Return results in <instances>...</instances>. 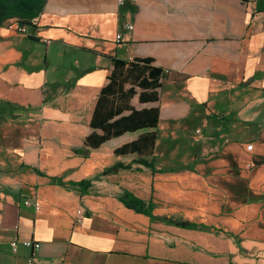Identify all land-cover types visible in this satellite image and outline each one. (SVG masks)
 Instances as JSON below:
<instances>
[{"label": "crops", "instance_id": "1", "mask_svg": "<svg viewBox=\"0 0 264 264\" xmlns=\"http://www.w3.org/2000/svg\"><path fill=\"white\" fill-rule=\"evenodd\" d=\"M122 1L0 0V264H264V0ZM112 57L165 76L149 157L83 146Z\"/></svg>", "mask_w": 264, "mask_h": 264}, {"label": "trees", "instance_id": "2", "mask_svg": "<svg viewBox=\"0 0 264 264\" xmlns=\"http://www.w3.org/2000/svg\"><path fill=\"white\" fill-rule=\"evenodd\" d=\"M110 60L112 68L107 83L98 93L89 124L92 131L84 138L83 146L87 150L96 149L110 139L141 131L135 140L121 145L113 153L115 156L136 155L141 159L149 157L156 148L159 109L150 107L136 110L131 100L137 96L140 104L157 102L158 90L165 76L161 69L151 65V59L137 58L126 62L112 57ZM262 164L264 158L254 163L256 166ZM51 182L59 181L51 179ZM120 200L135 212L149 214L152 210V205L131 193L124 192ZM159 219L175 226L194 227L189 223Z\"/></svg>", "mask_w": 264, "mask_h": 264}, {"label": "built area", "instance_id": "3", "mask_svg": "<svg viewBox=\"0 0 264 264\" xmlns=\"http://www.w3.org/2000/svg\"><path fill=\"white\" fill-rule=\"evenodd\" d=\"M122 2H123L122 0H117V3H118V4H121ZM124 28H125L126 30H132V29H133V25L130 24V23H125V24H124ZM16 30H17L18 32H24V29H23V27H22L21 25H16ZM120 39H121V34L118 33V34L116 35V40L119 41ZM165 72H166V71H165ZM197 132H199V131H197ZM246 148H247L248 150H250V149L252 148V145H247ZM24 204H25V205L33 206L35 210H38V209L40 208V204H39L38 201L25 200V201H24ZM23 244H24L25 246H27V247H34V244H33L31 241H24ZM15 245H16L15 242H13V243H12V246L15 247ZM30 262H31V261H30Z\"/></svg>", "mask_w": 264, "mask_h": 264}, {"label": "rangeland", "instance_id": "4", "mask_svg": "<svg viewBox=\"0 0 264 264\" xmlns=\"http://www.w3.org/2000/svg\"><path fill=\"white\" fill-rule=\"evenodd\" d=\"M248 167H251V164H249ZM246 169H249V168H246Z\"/></svg>", "mask_w": 264, "mask_h": 264}]
</instances>
